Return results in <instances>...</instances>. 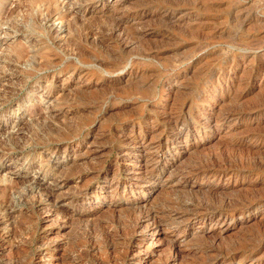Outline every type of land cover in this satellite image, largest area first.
Here are the masks:
<instances>
[{
    "label": "rangeland",
    "instance_id": "obj_1",
    "mask_svg": "<svg viewBox=\"0 0 264 264\" xmlns=\"http://www.w3.org/2000/svg\"><path fill=\"white\" fill-rule=\"evenodd\" d=\"M43 1L0 0V264H264V0Z\"/></svg>",
    "mask_w": 264,
    "mask_h": 264
},
{
    "label": "bare ground",
    "instance_id": "obj_2",
    "mask_svg": "<svg viewBox=\"0 0 264 264\" xmlns=\"http://www.w3.org/2000/svg\"><path fill=\"white\" fill-rule=\"evenodd\" d=\"M43 1V0H42ZM44 2V1H43ZM46 2V1H45ZM50 4V3H49ZM167 4V3H166ZM30 18V17H29ZM28 18V19H29ZM115 19V18H114ZM25 21V20H24ZM30 21V20H29ZM111 21H113V20H111ZM31 22V21H30ZM30 22H28V23H30ZM117 24H119V23H117ZM24 25V24H23ZM29 26H31V24L29 25ZM111 26V25H110ZM119 26H121V25H119ZM27 27H28V25H27ZM117 27V26H116ZM112 28H114V27H112ZM29 29V28H28ZM31 29V28H30ZM122 29H124L123 27H122ZM136 29V28H135ZM108 30V29H107ZM125 30V29H124ZM111 31V30H110ZM115 32V31H114ZM117 32V31H116ZM120 32H122V31H120ZM126 32H128L129 33V31H125L123 34H126ZM126 36H128V35H126ZM117 37V36H116ZM133 39V38H132ZM135 39V38H134ZM95 41V40H94ZM104 41V40H103ZM122 42V41H121ZM115 43V42H114ZM130 43V42H129ZM79 50V49H78ZM112 56V55H111ZM67 82V81H66ZM134 87V86H133ZM62 88V87H61ZM62 90V89H61ZM64 94V93H63ZM264 97V96H263ZM262 97V98H263ZM248 110V109H247ZM255 112V111H254ZM247 113V112H246ZM224 116V115H223ZM248 116V115H247ZM176 123V122H175ZM184 124V123H183ZM177 132V131H176ZM163 133V132H162ZM170 134V133H169ZM168 134V135H169ZM174 134V133H173ZM173 136V135H172ZM125 137V136H124ZM126 138V137H125ZM124 138V139H125ZM171 139V138H170ZM174 141V140H173ZM128 142V141H127ZM175 142V141H174ZM139 143V142H138ZM138 147H139V145H138ZM136 149V148H135ZM147 153V152H146ZM161 153V152H160ZM198 153V152H197ZM79 154V153H78ZM125 154H126V152H125ZM179 154V153H178ZM148 155V154H147ZM165 155V154H164ZM196 155V154H195ZM175 156V155H174ZM203 158V157H202ZM254 159V158H253ZM146 160V159H145ZM159 160V159H158ZM162 160V159H161ZM191 161V160H190ZM146 162V161H145ZM189 162H187V164H188ZM205 163V162H204ZM262 163V162H261ZM142 164V163H141ZM191 164V163H190ZM184 165V164H183ZM207 165V164H206ZM184 166H186V165H184ZM197 166V165H196ZM154 167V166H153ZM188 167H189V165H188ZM194 167V166H193ZM210 167V166H209ZM216 167V166H215ZM253 167V166H252ZM191 168V167H190ZM200 168H203V167H200ZM159 169V168H158ZM187 169V168H186ZM194 169H196V168H194ZM214 169V168H213ZM129 170V169H128ZM197 170V169H196ZM200 170H202V169H200ZM209 170V169H208ZM217 170V169H216ZM220 170V169H219ZM126 171V170H125ZM150 171V170H149ZM180 171V170H179ZM218 171V170H217ZM135 172V171H134ZM187 172V171H186ZM188 172H189V170H188ZM128 173V172H127ZM140 173V172H139ZM152 173V172H151ZM181 173H183V172H181ZM196 173V172H195ZM189 174V173H188ZM140 175V174H139ZM176 175H178V173L176 174ZM184 175V174H183ZM182 176V175H181ZM135 178V177H134ZM136 178H137V176H136ZM133 179V178H132ZM180 179V178H179ZM116 180V179H115ZM131 180V179H130ZM141 180H143V179H141ZM86 181V180H85ZM113 187V186H112ZM98 188V187H97ZM78 191V190H77ZM180 191V190H179ZM253 191V190H252ZM96 193V192H95ZM98 193V192H97ZM220 193V192H219ZM237 193V192H236ZM94 195V194H93ZM115 195V194H114ZM216 195V194H215ZM264 196V195H263ZM217 197V196H216ZM97 198V197H96ZM88 199V198H87ZM247 199V198H246ZM98 200V199H97ZM100 200V199H99ZM222 201H224V200H222ZM77 202V201H76ZM63 203V202H62ZM164 203V202H163ZM170 204V203H169ZM233 206V205H232ZM168 207H169V205H168ZM231 207V206H230ZM237 207V206H236ZM130 208V207H129ZM133 208V207H132ZM170 208V207H169ZM224 208V207H223ZM172 209V208H171ZM170 209V210H171ZM209 209V208H208ZM117 210V209H116ZM115 210V211H116ZM254 210V209H253ZM209 211V210H208ZM147 212V211H146ZM62 213V212H61ZM59 214V213H58ZM158 214V213H157ZM169 214V213H168ZM61 215V214H60ZM162 215V214H161ZM160 215V216H161ZM163 215H165V214H163ZM63 216V215H62ZM66 216V215H65ZM147 216V215H146ZM156 216V215H155ZM158 216V215H157ZM152 217V216H151ZM162 217V216H161ZM168 217V216H167ZM166 217V218H167ZM60 218V217H59ZM130 218V217H129ZM147 218V217H146ZM154 218V217H153ZM160 218V217H159ZM61 219V218H60ZM145 219V218H144ZM153 220H155V219H153ZM130 221V220H129ZM137 221V220H136ZM135 221V222H136ZM146 221V220H145ZM159 221V220H158ZM151 222V221H150ZM154 222V221H153ZM153 222H152V224H153ZM138 223V222H137ZM168 223V222H167ZM166 223V224H167ZM177 223V222H176ZM175 223V224H176ZM139 224V223H138ZM159 224V223H158ZM155 225V224H154ZM163 225V224H162ZM173 225V224H172ZM171 225V226H172ZM130 226H131V224H130ZM133 226V225H132ZM134 228H136L135 226H134ZM135 230V229H134ZM134 230H132L133 232H134ZM133 236V235H132ZM130 240H131V238H129ZM129 241V240H128ZM128 243V242H127ZM129 245V244H128ZM248 252V251H247ZM128 257V256H127Z\"/></svg>",
    "mask_w": 264,
    "mask_h": 264
}]
</instances>
